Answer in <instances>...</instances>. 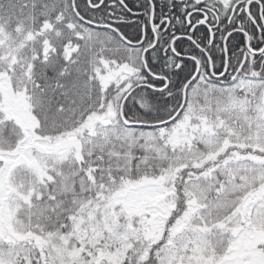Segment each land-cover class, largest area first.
Returning <instances> with one entry per match:
<instances>
[{
	"label": "snow or ice",
	"instance_id": "1",
	"mask_svg": "<svg viewBox=\"0 0 264 264\" xmlns=\"http://www.w3.org/2000/svg\"><path fill=\"white\" fill-rule=\"evenodd\" d=\"M0 264H264V0H0Z\"/></svg>",
	"mask_w": 264,
	"mask_h": 264
}]
</instances>
